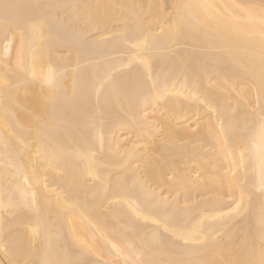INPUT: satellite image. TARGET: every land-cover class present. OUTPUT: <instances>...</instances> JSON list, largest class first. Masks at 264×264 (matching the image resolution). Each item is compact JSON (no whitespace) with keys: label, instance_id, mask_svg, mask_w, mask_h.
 Listing matches in <instances>:
<instances>
[{"label":"bare ground","instance_id":"6f19581e","mask_svg":"<svg viewBox=\"0 0 264 264\" xmlns=\"http://www.w3.org/2000/svg\"><path fill=\"white\" fill-rule=\"evenodd\" d=\"M5 3L17 6L8 15L21 25H12L7 41ZM178 4L190 6L182 14L191 26L176 44L169 34ZM262 9L264 0H0V53L10 44L8 55L0 54V200L35 198V211L0 208V224L6 226L0 242L8 241L12 249L5 255L0 248V264H8L20 248L30 249L27 258L35 264L75 260L83 245L90 249L85 258L99 264L138 259L128 245H141L142 236L164 228L149 215L154 201L130 195L140 184L178 206L180 224L212 234L223 232L222 214H231L239 186L251 193L244 215L227 235L217 236L219 245H193L188 252L174 245L155 251L152 259L211 264L259 259L264 217L259 153L253 148L237 171L230 134L214 153L208 143L209 129L219 132V118L227 129L233 109L258 103L257 89L249 83L253 66L240 55L237 37L259 33ZM42 18L49 26L35 35L29 25ZM137 20L144 22L140 31ZM217 32L223 38L204 39L205 33ZM146 37L150 55L137 57L133 45ZM22 44L26 55L18 64ZM30 44L39 45L44 62L59 73L54 104L51 90L27 71ZM254 71L258 76V62ZM105 73L122 85L139 81L135 101L114 95L107 84L101 87ZM38 122L46 125V141L38 137ZM251 134L258 143V125ZM57 148L73 154L70 171L49 163ZM5 175H15V183L7 184ZM69 184L78 191L70 213L64 197L60 206L56 203L57 193Z\"/></svg>","mask_w":264,"mask_h":264},{"label":"snow or ice","instance_id":"6c2138e0","mask_svg":"<svg viewBox=\"0 0 264 264\" xmlns=\"http://www.w3.org/2000/svg\"><path fill=\"white\" fill-rule=\"evenodd\" d=\"M17 7L10 4H3L4 9V39L9 40V35L12 31V25L20 27L21 25L17 21H10L8 10L10 8ZM37 8H53V7H64L59 5H35ZM176 9V23L169 34V39L176 44H179L188 34V29L191 26L190 21L186 14H182L183 10L190 7L189 5L178 4L174 6ZM198 7L211 8L212 5H199ZM144 22L137 20V31H140V25ZM49 22L46 18L38 20V23H33L29 25L30 30L35 35H42L46 28H48ZM150 30V29H149ZM141 34H143L141 32ZM124 39L128 37L122 34ZM223 38L219 32L214 35L204 34V39L215 40ZM241 41L240 55L246 61L248 65L253 66L252 76L249 83L257 89L256 99L258 103L255 107H249L247 104L242 105V110L237 112L233 109L229 116L227 117V129L223 125V117L218 119V123L221 124L219 132L213 129H209L210 136L212 137L208 143L209 153H214L218 151V145L220 139L224 137L225 133L231 135L233 142V151H238V156L236 160L233 161L237 165V171L244 164L245 155L249 156L252 153L253 148H255L259 153L260 165H261V196H264V9L261 12V29L258 34H248L243 37H237ZM134 48L138 49L136 56L140 58L147 57L150 55L151 46L149 44V39L146 37L144 40L140 41L138 44L133 45ZM10 50V44L6 43L3 46L2 54L7 56ZM228 52V49H224ZM29 65L27 68L28 73L36 79H39L42 86H47L51 90L50 100L54 104L56 93L59 86V73L51 66L50 63H45L43 60L44 51L40 50V46L36 44L29 45ZM26 55L24 51L23 44L21 48L17 50V62L18 64L22 61ZM259 63V74L256 75L254 71V66ZM37 67H39V72H37ZM107 84L109 90L117 96H124L128 99L129 103L135 101L137 89L142 87L139 81L129 83L128 85H122L121 82L112 78L109 73H105V78L101 82V87ZM155 87V84H153ZM38 121L41 118H37ZM258 125L259 129V142H256L254 136H252V131L254 127ZM38 137L40 140L46 141V125L43 123H37ZM214 141V142H213ZM73 154L66 152L63 148H57L52 154V161L57 168H65L70 171L71 161ZM12 167V165H10ZM237 171H232L229 169L230 177L237 178ZM5 182L9 185L15 183V175L4 177ZM231 186V184L229 185ZM132 196L137 198L143 197L145 200L154 201L149 209V215L157 217L153 219L152 223L164 225L163 231L160 229H155L150 238L141 237V245L129 244L128 247L134 252L138 253L139 258L136 260H129L127 257L124 260V264H211V262H202L196 260H164L157 261L151 258V255L155 251H165L170 246L178 245L179 248L185 252L192 251L193 245L199 246L200 249H207L220 244L217 236L227 235V230L230 228L231 224L243 216L247 211L246 201L251 200V193L246 192L243 185L239 186V195L233 200L234 207L229 205L232 209L231 214H222V223L220 225L223 232H217L216 234L208 233L203 228L199 229H188L186 226L179 223V217L182 215V210L171 204L170 202L162 199H158L151 188L146 184L138 185V190L130 193ZM64 197V204L70 213L76 207V201L78 198V191L76 186L69 184L68 188L63 193H57L56 203L58 206L61 204V198ZM68 201H73V203H68ZM0 208L7 211H14L16 213H23L25 210L35 211V198L31 200H24L23 202H16L8 198L7 202L0 200ZM143 219H148V216L142 217ZM0 231H6V226L0 224ZM33 234H36V229L34 228ZM169 234V235H166ZM8 241L0 242V248L3 249L5 255L9 253L12 249L7 247ZM260 253L259 259H245L243 261H236L233 264H264V217H262L260 222ZM115 248V245H113ZM117 254H120L121 250L116 249ZM90 254V249L86 245L80 247L79 259L75 260H63V259H49L43 262V264H99V261H91L86 259ZM30 249L20 248L17 253H13L12 258L9 259L8 264H35V262L29 258Z\"/></svg>","mask_w":264,"mask_h":264}]
</instances>
